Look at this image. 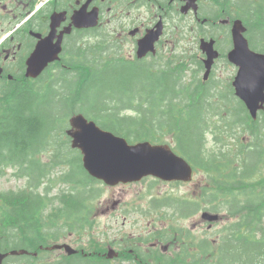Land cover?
<instances>
[{
  "label": "trees",
  "instance_id": "obj_1",
  "mask_svg": "<svg viewBox=\"0 0 264 264\" xmlns=\"http://www.w3.org/2000/svg\"><path fill=\"white\" fill-rule=\"evenodd\" d=\"M201 3H207L201 15L211 22L219 18L242 19L251 46L264 53V0H201ZM214 28L212 24L209 31L202 32L221 37L222 33L213 31ZM78 43V38H74L71 48L76 52L74 55L82 56L84 47ZM91 52L94 59L67 61L71 66L54 68L37 80L24 74L12 81L0 79V174L12 168L27 180L23 189L0 191V252L28 251L8 257L4 264L111 262L104 256L107 243L96 240L91 241L89 251L79 247L77 254H65L59 262L40 257L49 246L48 239L59 238L64 228L58 226L59 221L66 223V233H82L87 229L91 209L87 201L98 196L94 185L100 181L86 172L79 150L72 149L66 134L68 119L78 112L105 129L128 136L148 134L147 128L126 129L123 122L133 120L134 116H155L150 122L155 127L153 142H158L155 137L160 134V142L170 143L204 175L203 203L211 204L206 209L221 214L222 220L226 214L237 217L235 222L223 227L219 243L207 238L203 241L201 264H264V173L261 171L264 114L254 122L242 101L229 93H219V85L211 80L206 84L197 78L193 83L188 82L187 69L179 64L169 62L163 68L155 67L162 66L157 62L151 67L124 58L109 63L108 59H101V49L86 51ZM197 61L203 69L202 62ZM92 89L96 90V101L86 106ZM247 137L252 139L249 147L244 143ZM232 138L242 152L246 148L245 158L230 153ZM209 142L214 144L211 149ZM49 148L53 152L46 162L38 155ZM61 165L68 169L64 181L71 184V189L57 195L56 206L49 197L53 190L50 184L55 169ZM42 186H45L43 193ZM154 202L156 207L160 206ZM183 208L181 205L174 209L184 215ZM181 238L180 234L173 235L176 242ZM128 256L130 259L125 260L133 264V255ZM164 261L185 264L182 252Z\"/></svg>",
  "mask_w": 264,
  "mask_h": 264
},
{
  "label": "rangeland",
  "instance_id": "obj_2",
  "mask_svg": "<svg viewBox=\"0 0 264 264\" xmlns=\"http://www.w3.org/2000/svg\"><path fill=\"white\" fill-rule=\"evenodd\" d=\"M8 2L10 0H7ZM207 3L200 2V12H203V8ZM132 5V4H130ZM133 5L130 9H126L124 12V21L127 24H130L131 21H136L139 19V16L135 14L133 9ZM180 12L178 15L173 17V20L179 18ZM146 16V10L142 11V15L140 19H143ZM197 17L192 13H190L187 17V21L184 22L186 25L185 28H188V32L184 34V38L182 39L181 34L178 33L174 35L173 41L169 43L167 48L166 56L163 58L164 51L162 45L158 49L157 55L161 52L159 57L151 56L146 60L147 64L151 67H154V62H158L162 66L155 67H163L167 63H173V59L170 57V48L171 56L175 58L178 56L183 59L187 55V58L184 59L187 64L186 70V79L188 82L193 83L194 79L202 80L205 75L204 69H200L199 62L196 60L193 55L195 52L199 51V39L202 37L201 35L198 38V45L195 46L196 41V33L200 29V23L196 21ZM234 20V19H233ZM234 25V24H233ZM232 25V26H233ZM222 26V25H221ZM209 27V26H205ZM224 31L229 33V29L227 27H221ZM220 27H215L213 31H220ZM173 31V30H172ZM186 31V30H185ZM103 34H107V31H99ZM7 31L4 32L0 37L6 35ZM127 41V35L124 37ZM222 39V38H220ZM226 39L228 41V49L230 48V37L229 35L224 39L226 43ZM172 46V47H171ZM227 47L222 44V47L219 46V50L222 52L223 57L218 59L216 65L213 69L214 74L213 78L215 80H219L222 88H226V84L232 79L233 76L237 73V68L230 63H228L225 54L227 53ZM118 55L123 57L126 61L133 62L131 59L134 58L135 53L130 45L126 42L124 48H117ZM109 56V55H108ZM200 58L206 60L204 50L200 48ZM66 59H70V54L65 56ZM199 68V70H198ZM18 75L21 73L18 72ZM196 80V81H197ZM111 84H115L114 82H110ZM96 90L92 89L88 92V101L86 102V106H90V104L96 101L95 93ZM95 97V98H94ZM87 108V107H86ZM86 112V110H84ZM83 113V112H82ZM130 113V112H126ZM156 119L155 116L150 118V115H141L134 116L133 120L123 122V126L126 129H132L135 131H139L141 126L147 128V133L144 135H123L119 136L125 137L130 144H136L142 141H154L153 133L155 131V127L150 125ZM147 121V122H146ZM67 126L69 127V119L67 122ZM172 136V134H170ZM155 139L160 141V134L156 135ZM171 142H173L172 138H168ZM211 141V139L209 140ZM235 144L234 139L230 140V145ZM213 142H209V149L212 148ZM53 152V148H49L39 156L42 157L44 161H49ZM211 152V150H210ZM262 173H264V165L261 168ZM17 170H13L12 168H8L6 172L0 174V191L7 192L12 190H20L27 186V180L25 178L19 177L17 174ZM68 169L65 165H61L57 167L51 176L53 182L50 184L53 186L52 192L49 194L50 198H53L55 205L58 206V199H55L57 195L70 191L71 184L64 181L67 178ZM202 180L200 175L195 174L194 181L197 182ZM203 181V180H202ZM203 184V183H202ZM199 187L192 185H180L174 182H164L152 177H148L144 179L143 183L137 185L123 186L118 185L114 187L107 186L103 183L95 184L94 187L98 190L97 198L92 201H87V205L91 207L88 214V220L90 224L87 226V229L82 233H77L73 231L72 233L65 231V222L59 221L58 226L64 228L61 230V234L58 239L54 240L53 238H49V247L53 245H61L68 244L73 248L84 247L89 251V247L91 246V241H101L102 243H108L104 247V254L107 255L108 248L113 247L119 253H121V257H117L115 260H111L110 263L105 264H126L124 259H130L128 249H134L136 246H139L141 249V253L145 255L149 262L153 260H158L159 255H166L167 253L159 247L157 249L151 250V246L146 243H138L137 238L140 237L142 239L148 240L151 238V229L150 224H155L157 227L171 226L176 228H190L194 232L199 235H204L205 238L213 239V235L216 233L221 237V231L223 227L228 223H233L237 220L236 216H231L226 214L225 220H221L217 223L215 229L211 230L208 223H205L202 219L201 212L192 216L189 219H183V215L180 211H177L176 208L179 205V199L190 198L191 200H196L199 193ZM40 191L43 193L45 190V186L41 187ZM161 201V205L159 209L155 208L154 201ZM173 207H168V206ZM176 212H175V211ZM49 211L46 212L49 213ZM162 212L166 214V218L159 219V213ZM193 227H195L193 229ZM123 241H125L124 245ZM183 244V240H181V245ZM45 248L41 252V258L46 261H55L59 262L63 259L65 255V249H48ZM126 249V250H125ZM173 254V251L168 253L169 256ZM38 254H36L37 256ZM133 258V257H132ZM133 263L135 261H132Z\"/></svg>",
  "mask_w": 264,
  "mask_h": 264
},
{
  "label": "flooded vegetation",
  "instance_id": "obj_3",
  "mask_svg": "<svg viewBox=\"0 0 264 264\" xmlns=\"http://www.w3.org/2000/svg\"><path fill=\"white\" fill-rule=\"evenodd\" d=\"M124 2L125 0H10L9 2L0 0V34L9 31L2 40L0 39L1 79L13 80L23 68L24 73L28 67V59L39 40L48 36L51 31H56L54 43L57 42L59 36H62L63 52L60 55V60L50 63L48 68L71 66L67 61L72 62L77 58L71 48L74 38H78V44L86 48L87 51H91L93 46L101 50H104L105 47L124 48L127 42L135 53V58H132L134 62H143V60H138L141 59L137 56L138 43L150 29L155 28L157 31L160 27V31H162L161 38L156 45L157 49L161 45L167 47L173 41L174 35L180 33L183 39L184 34L188 32V28H185L184 24L188 16L179 15V18L172 19L187 4L186 0H128L133 5L135 14L139 16L138 20L131 21L130 24L124 21ZM94 9L98 14V26H77L74 23L73 17L74 15L76 17L78 11L83 10L89 17ZM143 10H146V16L140 19ZM197 21L199 22L198 18ZM99 31H107V34L100 32L98 35ZM132 32L135 34L133 35ZM125 35H127V41L124 38ZM67 54H70V59L65 58ZM151 56L148 53L144 61ZM262 145L264 146V144ZM141 183L122 185L130 186ZM174 183L199 187L203 181L195 182L193 179L187 183L180 181ZM203 200L200 187L196 200L186 198L183 201L186 203L196 202L195 210L200 212L211 208V204L205 206ZM209 225L210 223H208ZM150 229L151 240L148 243L151 248L157 249L160 246L167 254L159 255L160 259L149 262L144 261L146 258L137 252L140 250L139 247L130 249V252L135 255L138 264H168L162 258H168V253L172 251L170 250L172 242L164 245L159 233V231H165L164 228L151 223ZM182 231L185 234L184 241L182 245L177 246V249L181 251L175 252H182L185 264H201L203 262L201 245L206 239L205 235H199L190 228H185ZM218 241H220V236L213 235V243L217 244Z\"/></svg>",
  "mask_w": 264,
  "mask_h": 264
},
{
  "label": "water",
  "instance_id": "obj_4",
  "mask_svg": "<svg viewBox=\"0 0 264 264\" xmlns=\"http://www.w3.org/2000/svg\"><path fill=\"white\" fill-rule=\"evenodd\" d=\"M196 0H191L189 6H194ZM196 8V7H195ZM89 17L83 10L73 17L77 26L84 24H96L97 14ZM88 18V19H87ZM233 49L229 53L232 63L239 66V72L234 81L236 95L242 99L252 115L256 117L257 111L264 107V54L251 49L248 39L245 37L246 27L238 19L232 26ZM56 31L42 39L36 50L28 60V77H38L49 63L57 60L62 51V36H59L54 44ZM160 33L150 31L140 41L139 55L143 56L149 51H154V44L159 39ZM202 49L209 59L205 61L210 69L213 60L218 56L214 49V41H202ZM207 71L206 74H208ZM207 78V75H206ZM72 128L68 134L73 138V147L79 148L83 153V165L95 178L106 184L115 186L119 183L141 181L146 176H155L163 180L192 179L193 169L182 157L178 156L168 145H153L150 142H142L131 145L121 136L104 130L94 121H89L84 115L78 114L71 118ZM203 218L209 221L219 219L218 215L205 212ZM65 249L68 254L77 252L68 244L54 245L49 249ZM27 251H11L0 253V264L9 255L26 254ZM118 255L114 249H110L108 258Z\"/></svg>",
  "mask_w": 264,
  "mask_h": 264
}]
</instances>
